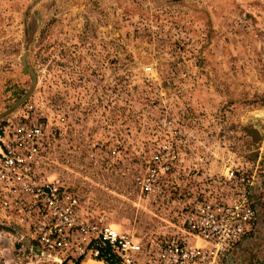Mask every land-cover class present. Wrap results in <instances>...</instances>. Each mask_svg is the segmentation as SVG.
Wrapping results in <instances>:
<instances>
[{
    "label": "rangeland",
    "instance_id": "374dc122",
    "mask_svg": "<svg viewBox=\"0 0 264 264\" xmlns=\"http://www.w3.org/2000/svg\"><path fill=\"white\" fill-rule=\"evenodd\" d=\"M29 106L57 134L45 172L144 240L177 232L139 185L174 119L193 186L254 176L258 221L225 264H264V0H0V120Z\"/></svg>",
    "mask_w": 264,
    "mask_h": 264
},
{
    "label": "built area",
    "instance_id": "2783aa9c",
    "mask_svg": "<svg viewBox=\"0 0 264 264\" xmlns=\"http://www.w3.org/2000/svg\"><path fill=\"white\" fill-rule=\"evenodd\" d=\"M28 110L0 120V226L6 227L0 228V264H225L255 228L254 176L231 165L222 177L193 186L192 169L184 165L191 154L171 118L165 123L171 132L149 155L139 185L145 202L175 206L177 232L144 240L105 223L45 172L57 134L29 114L33 106Z\"/></svg>",
    "mask_w": 264,
    "mask_h": 264
},
{
    "label": "water",
    "instance_id": "95a60500",
    "mask_svg": "<svg viewBox=\"0 0 264 264\" xmlns=\"http://www.w3.org/2000/svg\"><path fill=\"white\" fill-rule=\"evenodd\" d=\"M0 228H4V229H6V227H3V226H0ZM22 240H23V242H24L26 245H28V246H29L34 252H36L38 255H42V253H41L37 248H35V247H31L25 239H22Z\"/></svg>",
    "mask_w": 264,
    "mask_h": 264
},
{
    "label": "flooded vegetation",
    "instance_id": "af4514ba",
    "mask_svg": "<svg viewBox=\"0 0 264 264\" xmlns=\"http://www.w3.org/2000/svg\"><path fill=\"white\" fill-rule=\"evenodd\" d=\"M236 253L239 254V249L236 250ZM230 264H236L235 260H230Z\"/></svg>",
    "mask_w": 264,
    "mask_h": 264
}]
</instances>
